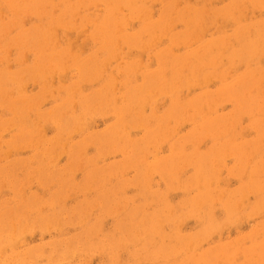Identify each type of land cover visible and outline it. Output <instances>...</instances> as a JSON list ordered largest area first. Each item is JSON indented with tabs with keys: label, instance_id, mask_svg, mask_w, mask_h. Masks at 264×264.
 I'll return each instance as SVG.
<instances>
[{
	"label": "rangeland",
	"instance_id": "obj_1",
	"mask_svg": "<svg viewBox=\"0 0 264 264\" xmlns=\"http://www.w3.org/2000/svg\"><path fill=\"white\" fill-rule=\"evenodd\" d=\"M263 51L264 0H0V264H264Z\"/></svg>",
	"mask_w": 264,
	"mask_h": 264
},
{
	"label": "bare ground",
	"instance_id": "obj_2",
	"mask_svg": "<svg viewBox=\"0 0 264 264\" xmlns=\"http://www.w3.org/2000/svg\"><path fill=\"white\" fill-rule=\"evenodd\" d=\"M11 1H12V0H11ZM107 2H108V1H107ZM7 3H8V2H7ZM129 4H130V3H129ZM96 5H97V4H96ZM149 5H150V4H149ZM13 7H14V6H13ZM203 10H204V9H203ZM53 11H54V10H53ZM30 12H31V11H30ZM30 12H29V13H30ZM204 12H205V11H204ZM204 12H203V13H204ZM42 13H43V12H42ZM17 14H18V13H17ZM74 14H75V13H74ZM146 14H147V13H146ZM148 14H149V13H148ZM141 15H142V14H141ZM141 15H140V16H141ZM149 15H150V14H149ZM183 16H184V15H183ZM72 17H73V15H72ZM149 17H150V16H149ZM160 17H161V16H160ZM25 18H26V17H25ZM162 19H163V18H162ZM182 20H183V19H182ZM111 21H112V20H111ZM111 23H112V22H111ZM113 23H114V22H113ZM164 25H165V24H164ZM165 26H166V25H165ZM165 26H164V27H165ZM149 27H150V26H149ZM109 28H110V27H109ZM115 28H116V27H115ZM36 29H37V28H36ZM151 29H152V28H151ZM166 29H167V28H166ZM168 29H169V28H168ZM10 30H11V28H10ZM10 30H9V31H10ZM247 30H248V29H247ZM162 31H163V30H162ZM165 31H166V30H165ZM203 32H204V31H203ZM154 33H155V32H154ZM108 34H109V33H108ZM106 35H107V34H106ZM111 39H113V38H111ZM106 40H107V39H106ZM176 40H177V39H176ZM128 41H129V40H128ZM180 41H181V40H180ZM110 42H111V41H110ZM210 42H211V41H210ZM56 43H57V42H56ZM111 43H112V42H111ZM182 43H183V42H182ZM48 45H49V44H48ZM146 45H147V44H146ZM178 45H179V44H178ZM224 45H225V44H224ZM176 46H177V45H176ZM46 47H47V46H46ZM201 47H202V46H201ZM257 47H258V46H257ZM215 48H217V47H215ZM39 49H40V48H39ZM43 49H44V48H43ZM221 49H222V48H221ZM70 50H71V49H70ZM8 51H9V50H8ZM44 51H45V50H44ZM40 52H41V51H40ZM196 52H198V51H196ZM44 53H45V52H44ZM70 53H71V52H70ZM263 53H264V51H263ZM164 56H165V55H164ZM201 56H204V54H202ZM5 57H6V56H5ZM64 57H65V56H64ZM189 57H190V56H189ZM51 58H52V57H51ZM51 58H50V60H52ZM190 58H191V57H190ZM199 58H200V57H199ZM199 58H197V59H199ZM23 59H25V58H23ZM35 59H36V58H35ZM56 59H57V57H56ZM161 59H162V58H161ZM165 59H166V58H165ZM25 60H26V59H25ZM57 60H58V59H57ZM232 60H233V59H232ZM23 61H24V60H23ZM43 61H44V60H43ZM45 63H46V62H45ZM65 63H66V62H65ZM212 63H213V62H212ZM232 63H233V62H232ZM48 64H50V63H48ZM66 64H67V63H66ZM180 64H181V63H180ZM183 64H184V63H183ZM229 64H230V63H229ZM233 64H234V63H233ZM176 65H178V64H176ZM206 65H208V64H206ZM210 65H211V64H210ZM212 65H215V64H212ZM7 66H8V65H7ZM61 66H62V65H61ZM180 66H182V64H181ZM51 67H52V66H51ZM178 67H179V66H178ZM195 68H196V67H195ZM51 69H52V68H51ZM165 69H167L166 66H165ZM179 69H180V68H179ZM199 69H201V68H199ZM199 69H198V70H199ZM39 70H40V69H39ZM95 70H96V69H95ZM172 70H173V69H172ZM177 70H178V69H176L175 71L177 72ZM183 70H184V69H183ZM198 70H197V71H198ZM135 71H136V70H135ZM163 71H165V70L163 69ZM180 71H182V70H180ZM87 72H88V71H87ZM173 72H174V71H173ZM179 73H180V72H179ZM197 73H198V72H197ZM175 74H176V73H175ZM88 75H89V74H88ZM173 75H174V73H173ZM192 75H193V74H192ZM196 75H198V74H196ZM218 75H219V74H218ZM91 76H92V75H91ZM164 76H165V75H164ZM180 76H181V75H180ZM176 77H177V75H176ZM45 78H46V77H45ZM84 78H85V77H84ZM108 78H109V77H108ZM179 78H180V77H179ZM179 78H177V79L179 80ZM90 79H91V78H90ZM173 80H174V77H173ZM154 81H155V80H154ZM205 81H206V80H205ZM123 83H124V82H123ZM153 83H154V82H153ZM156 83H157V82H156ZM156 83H155V84H156ZM200 83H201V82H200ZM151 84H152V83H151ZM173 84H174V82H173ZM173 84H172V85H173ZM177 84H178V83H177ZM179 84H180V83H179ZM158 86H159V85H158ZM176 86H177V85H176ZM194 86H195V85H194ZM21 87H22V86H21ZM162 87H163V86H162ZM173 87H174V86H173ZM179 87H180V86H179ZM232 87H233V86H232ZM232 87H231V88H232ZM176 88H177V87H176ZM22 89H23V88H22ZM77 89H78V88H77ZM219 89H220V88H219ZM224 90H225V89H224ZM227 90H228V89H227ZM155 91H156V90H155ZM161 91H162V90H161ZM218 91H219V90H218ZM225 91H226V90H225ZM222 92H223V91H222ZM151 93H152V92H150V94H151ZM154 93H155V92H154ZM239 93H240V92H239ZM107 94H108V93H107ZM147 94H148V93H147ZM215 95H216V94H215ZM219 96H220V95H219ZM222 96H223V95H222ZM227 96H228V95H227ZM225 97H226V96H225ZM41 98H42V97H41ZM45 98H46V97H45ZM5 99H6V98H5ZM101 99H102V98H101ZM239 99H240V98H239ZM37 100H38V99H37ZM146 101H147V100H146ZM154 101H155V100H154ZM183 101H184V100H183ZM35 102H36V101H35ZM37 102H38V101H37ZM153 103H154V102H153ZM240 103H241V102H240ZM28 104H29V103H28ZM36 105H38V104H35V107H36ZM39 105H40V104H39ZM93 105H94V104H93ZM95 105H96V104H95ZM29 107H31V106H29ZM66 107H67V106H66ZM31 108H32V107H31ZM31 108H30V109H31ZM33 108H34V107H33ZM190 108H192V107H190ZM27 109H28V108H27ZM90 110H91V109H90ZM90 110H88V113H89ZM196 110H197V109H196ZM250 110H251V109H250ZM14 111H15V110H14ZM27 111H28V110H27ZM186 111H187V110H186ZM12 112H13V111H12ZM64 112H65V111H64ZM105 112H106V111H105ZM49 113H50V112H49ZM49 113H48V114H49ZM51 113H52V112H51ZM176 113H177V112H176ZM258 113H259V112H258ZM25 114H26V113H25ZM46 114H47V113H46ZM136 115H137V114H136ZM39 117H40V116H39ZM192 117H193V116H192ZM79 119H80V118H79ZM47 120H48V119H47ZM38 122H39V120H38ZM47 122H48V121H47ZM230 124H232V122H231ZM7 125L9 126V124H7ZM45 125H46V124H45ZM83 125H84V124H83ZM85 125H86V124H85ZM224 125H225V124H224ZM8 126H7V127H8ZM160 126H161V125H160ZM218 126H220V125H218ZM221 126H222V125H221ZM226 126H228V124H227ZM226 126H225V128H226ZM233 126H234V125H233ZM233 126H232V127H233ZM178 127H179V126H178ZM222 127H223V126H222ZM10 128H11V127H10ZM136 128H137V127H136ZM140 128H141V127H140ZM225 128H224V130H225ZM233 128H234V127H233ZM6 129H7V128H6ZM41 129H42V128H41ZM124 129H125V128H124ZM168 129H169V128H168ZM172 129H173V128H172ZM216 129H219V128L217 127ZM75 130H76V129H75ZM7 131H8V130H7ZM36 131H37V130H36ZM222 131H223V130H222ZM226 131H227V130H226ZM40 132H41V131H40ZM73 132H74V131H73ZM75 132H76V131H75ZM115 132H116V131H115ZM115 132H114V133H115ZM215 132H216V131H215ZM223 132H224V131H223ZM42 133H43V131H42ZM71 133H72V132H71ZM38 134H39V133H38ZM116 134H117V133H116ZM167 134H168V133H167ZM172 134H173V133H172ZM217 134H218V136H219V133H217ZM217 134H216V135H217ZM224 134H225V133H224ZM213 135H214V134H213ZM263 135H264V134H263ZM60 136H61V135H60ZM222 136H223V135H222ZM36 137H38V135H36ZM61 137H62V136H61ZM69 137H70V136H69ZM257 137H258V136H257ZM30 138H31V137H30ZM34 138H35V137H34ZM193 138H194V137H193ZM195 138H196V137H195ZM37 139H38V138H37ZM113 139H114V138H113ZM195 140H196V139H195ZM106 141H107V140H106ZM31 142H32V141H31ZM37 142H38V140H37ZM91 142H92V141H91ZM91 142H90V143H91ZM108 142H110V141H107V143H108ZM154 142H155V141H154ZM33 144H34V143H33ZM107 145H108V144H107ZM32 146H33V145H32ZM21 148H22V147H21ZM21 148H19L18 150H20ZM26 148H27V146H26ZM46 148H47V147H46ZM78 148H79V147H78ZM7 150H8V149H7ZM16 150H17V149H16ZM79 151H80V150H79ZM8 152H9V151H8ZM77 152H78V151H77ZM4 155H5V154H4ZM8 155H9V154H8ZM6 157H7V155H6ZM94 162H95V161H94ZM135 162H136V161H135ZM129 167H130V165H129ZM171 170H172V169H171ZM167 172H169V171H167ZM170 173H171V172H170ZM165 174H166V173H165ZM63 185H64V184H63ZM9 214H10V213H9ZM187 216H188V215H187ZM9 217H10V216H9ZM152 226H153V225H152ZM146 232H147V231H146ZM144 233H145V231H144ZM11 238H12V237H11ZM11 238H10V239H11ZM225 252H226V251H225ZM226 254H227V252H226ZM223 255H224V254H223ZM191 261H192V260H191ZM194 261H195V260H194ZM193 264H194V263H193Z\"/></svg>",
	"mask_w": 264,
	"mask_h": 264
}]
</instances>
